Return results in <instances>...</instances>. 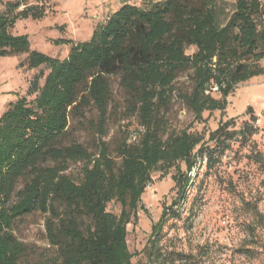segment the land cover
I'll return each mask as SVG.
<instances>
[{
  "label": "trees",
  "instance_id": "1",
  "mask_svg": "<svg viewBox=\"0 0 264 264\" xmlns=\"http://www.w3.org/2000/svg\"><path fill=\"white\" fill-rule=\"evenodd\" d=\"M26 1H8L0 13V56L28 53L27 67L48 71L41 85L38 77L30 82L32 100L18 97L0 114V264H132L127 225L136 220L152 173L174 168L180 198L202 161L209 172L235 142L244 146L254 134L250 106L249 120L238 129L232 117L206 139L165 129L157 112L169 104L181 72L190 73L191 88L178 94L197 121L205 111L222 112L237 84L264 74V0L123 2L89 39L63 40L70 47L62 59L30 49L26 34L9 31L17 19L44 16L43 5L18 10ZM116 76L133 99L129 115L138 121L135 137L117 147L119 164L103 141L97 156L77 143L60 142L70 116L82 117L88 106L96 111L99 138L104 135L110 80ZM246 157L257 164L264 188V155L250 151ZM70 161L84 162L78 179L66 173ZM111 201L119 204L118 213L107 210ZM34 210L49 213L45 229L52 253L26 262L13 224ZM178 264L193 263L187 257Z\"/></svg>",
  "mask_w": 264,
  "mask_h": 264
},
{
  "label": "rangeland",
  "instance_id": "2",
  "mask_svg": "<svg viewBox=\"0 0 264 264\" xmlns=\"http://www.w3.org/2000/svg\"><path fill=\"white\" fill-rule=\"evenodd\" d=\"M8 1L16 0H1L0 13ZM226 1L230 4L234 0ZM123 2L140 4L141 0H28L21 2L18 10L43 5L44 16L38 20L17 19L9 31L26 34L30 49L62 59L70 47L63 40L89 39L96 25ZM27 55L0 56V114L18 97L33 99L35 94H28V88L34 77H38L39 85L43 83L48 69L27 67ZM110 87L104 135L99 138L96 111L88 106L83 109L82 117L70 116L60 142L77 143L87 153L97 156L99 140L103 141L108 156L119 164L117 147L124 138L131 141L138 121L135 115H129L133 99L119 84L117 76L111 77ZM175 87L169 104L159 107L157 112L165 129L202 133L206 139L209 131L232 117L236 119L234 128L238 129L242 121L249 120L251 114L246 110L250 106L255 116L252 121L255 132L244 146L235 142L209 172L202 161L191 172L190 184L180 198L172 179L174 168L152 173V182L141 195L136 220L127 225L131 263L178 264L181 258L188 257L193 264H264V188L260 185L257 164L246 157L250 151L264 155V74L237 84L226 98L225 109L205 111L203 121L194 119L178 94L190 90V73H179ZM212 95L219 97L215 91ZM83 165V161H70L66 173L78 179ZM185 170L181 163V172ZM23 183L21 179L17 188ZM54 206L61 213L62 206L57 203ZM119 209L117 202L107 204L110 212L118 213ZM48 217L49 213L34 210L15 219L13 234L24 246L23 261L31 262L52 253L46 238ZM158 221L160 224L153 231L152 225Z\"/></svg>",
  "mask_w": 264,
  "mask_h": 264
},
{
  "label": "built area",
  "instance_id": "3",
  "mask_svg": "<svg viewBox=\"0 0 264 264\" xmlns=\"http://www.w3.org/2000/svg\"><path fill=\"white\" fill-rule=\"evenodd\" d=\"M104 21H105V19H104ZM134 137H135V134L132 135V138H134Z\"/></svg>",
  "mask_w": 264,
  "mask_h": 264
}]
</instances>
